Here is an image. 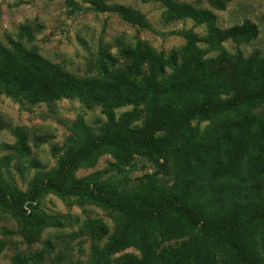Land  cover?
<instances>
[{
    "label": "rangeland",
    "instance_id": "rangeland-1",
    "mask_svg": "<svg viewBox=\"0 0 264 264\" xmlns=\"http://www.w3.org/2000/svg\"><path fill=\"white\" fill-rule=\"evenodd\" d=\"M173 1L212 10L220 29L250 20L257 27L256 37L240 42L227 40L222 47L229 54L264 63V0H230L221 10L213 9L209 0ZM106 2L139 10L147 26L130 24L116 12L98 11L84 0L71 4L66 0H0V80L8 82V90L0 86V188L13 194L22 205V210H17L0 203V264H10L16 258L25 259L27 264H133L141 258L135 246L106 251V245L127 222L126 214L117 208L50 190H42L32 206L24 202L35 176H56L61 159L105 132L108 118L101 104L70 91L79 83L103 96L113 85L133 82L148 89L154 100L186 88V79L180 80L174 66L181 63L184 33L203 38L207 26L189 18H171L161 0ZM196 45L205 59H215L221 52L210 49L204 41ZM146 54L149 56L145 58ZM137 59H144V63L138 72H133L128 65ZM161 64L162 72L153 76V70ZM66 92L70 95L66 96ZM112 94L118 120L135 104H123L120 93ZM246 116L263 122L264 102L208 120L191 121L198 151L210 167L227 166L222 156L223 131ZM140 125L141 120H137L130 126ZM156 134L162 135L161 131ZM18 139H24L30 149L28 155L16 149ZM152 154H134L129 165H118L105 151L92 156L93 164L81 165L73 176L126 196L143 187L148 182L147 175L171 189L176 176L167 150ZM263 170L264 149H252L238 166L243 178L257 176ZM196 180L207 189L208 173L196 174ZM15 192L20 194L16 196ZM219 195L223 198L226 194ZM196 196L203 201L212 199L207 192ZM27 216L42 217L47 223L32 243L25 240L22 231ZM263 236L264 232L257 235ZM155 238L159 241L157 254L168 260L186 244V233L162 239L155 232ZM214 255L216 264H238L224 244Z\"/></svg>",
    "mask_w": 264,
    "mask_h": 264
},
{
    "label": "trees",
    "instance_id": "trees-1",
    "mask_svg": "<svg viewBox=\"0 0 264 264\" xmlns=\"http://www.w3.org/2000/svg\"><path fill=\"white\" fill-rule=\"evenodd\" d=\"M66 1L71 4L74 0ZM84 1L98 11L116 12L130 24L147 26L145 16L129 6L107 4L106 0ZM161 1L171 18H189L208 28L203 38L192 32L184 33L186 44L181 63L173 64L180 80L186 79V88L175 89L169 95L154 100L148 89L133 82L124 86L113 85L111 91L103 96L79 83L70 91L101 104L108 118L105 132L83 149L70 152L61 159L56 176H35L30 195L24 202L32 206L31 202L42 190H50L121 210L126 214L127 222L106 245V251L116 252L135 246L141 258L133 264H216L214 252L222 244L233 252L238 264H264V236L257 237L264 232V170L257 176L244 178L238 173V166L252 149H264V121L246 116L224 129L222 156L227 161L224 167H210L204 161L198 151L196 130L191 126L193 119L208 120L264 102V63L244 59L241 54H229L222 47L227 40L240 42L256 37L257 27L245 19L241 25L220 29L210 9H197L173 0ZM229 1L209 0V4L213 9L221 10ZM198 41H204L210 49L221 51L220 54L215 59L203 58L202 50L196 45ZM143 56L146 58L149 54ZM143 63L144 59L133 60L128 68L138 72ZM159 70L162 72V64L153 70V76ZM105 71L104 68L102 72ZM0 86L8 90L7 81L0 80ZM120 86L123 87L117 88ZM112 93H120L123 104H135L132 110L121 113L118 120H115L113 112ZM65 95L69 96L70 92ZM138 105H142L141 108ZM137 120H141L140 127L130 126ZM158 131L162 135H157ZM16 149L23 155L30 153L24 139H18ZM163 150H167L176 176L171 189L157 184L151 180V175H147L148 182L136 193L126 196L73 176L81 165L93 164L92 156L105 151L111 154L116 164L129 165L134 154L151 156ZM207 173L210 182L205 189L201 181L196 180V174ZM204 192L212 199L207 197L203 201L196 196V193L202 195ZM19 194L15 192L16 196ZM219 194L226 195L220 198ZM0 203L17 210L22 206L18 205L13 194L9 195L2 188ZM25 221L23 236L32 243L47 223L38 216H27ZM155 232H159L162 239L177 238L186 233V244L175 251L173 258L168 260L164 257L165 260L157 254L159 241ZM97 253L95 248L94 256ZM10 264L27 263L25 259L16 258Z\"/></svg>",
    "mask_w": 264,
    "mask_h": 264
}]
</instances>
